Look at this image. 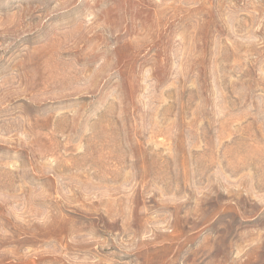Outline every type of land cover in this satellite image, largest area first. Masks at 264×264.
Segmentation results:
<instances>
[{
	"label": "rangeland",
	"instance_id": "374dc122",
	"mask_svg": "<svg viewBox=\"0 0 264 264\" xmlns=\"http://www.w3.org/2000/svg\"><path fill=\"white\" fill-rule=\"evenodd\" d=\"M0 264H264V0H0Z\"/></svg>",
	"mask_w": 264,
	"mask_h": 264
}]
</instances>
